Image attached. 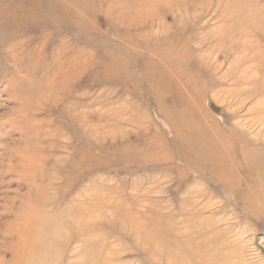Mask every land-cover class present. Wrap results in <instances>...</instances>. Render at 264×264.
I'll return each instance as SVG.
<instances>
[{
    "label": "rangeland",
    "instance_id": "1",
    "mask_svg": "<svg viewBox=\"0 0 264 264\" xmlns=\"http://www.w3.org/2000/svg\"><path fill=\"white\" fill-rule=\"evenodd\" d=\"M0 17V264L25 206L53 230L31 264H264V214L177 154L145 81L181 88V62L154 52L188 48L180 67L205 87L196 114L235 135L254 98H225L231 80L214 81L233 55L213 75L203 53L225 51L212 33H226L264 55V0H0Z\"/></svg>",
    "mask_w": 264,
    "mask_h": 264
},
{
    "label": "bare ground",
    "instance_id": "2",
    "mask_svg": "<svg viewBox=\"0 0 264 264\" xmlns=\"http://www.w3.org/2000/svg\"><path fill=\"white\" fill-rule=\"evenodd\" d=\"M259 9L261 10L260 6ZM260 10L257 11V14L260 13ZM3 15L5 17L8 16L6 13ZM256 30L262 33L264 31V22L260 23ZM220 32L219 30L218 33ZM211 33L202 41H210ZM212 36L214 42H220L224 38L232 41L230 44L225 45V51L219 50L216 44L205 50L203 56H208L215 62V66L212 68H208L205 65L206 70L210 74L214 75L220 70L223 62H218L220 56V60H224L227 56L233 55L224 74L216 79L214 83L231 80L234 87L232 89H223L222 93L225 98L228 96L230 99H234V102L238 101V99L248 101L254 98V102L247 111L249 112V117L242 120L237 119L234 122V130H237L235 135L224 133L216 127L212 119L206 118L205 115L199 114L198 116L196 114L197 109L195 108L203 100L205 87L197 81L196 74L199 70L192 72L180 67L181 63H183L182 61L189 57L188 48L182 49V52L180 51L181 49L178 50V54L174 51L172 53L158 50L154 52L155 56L163 60L175 59L181 62L173 64V66L177 67L176 70L180 74L179 77L181 76L185 80L181 83V88L176 87L174 91H168L166 76L160 74L152 75L146 73L145 81L153 91L155 89L154 96L161 108V117L170 123L173 131L172 141L177 149V154L186 158L190 167L197 174L208 173L224 189L238 194L243 207L253 216H258L264 214V155L259 154V151L264 149V67L262 65L264 55L254 52L253 56H249L250 49L247 48L246 51L241 47L238 49L235 45L237 41L226 33L222 35L212 33ZM237 109L239 108L237 107ZM199 113L202 112L200 111ZM246 126L251 131L246 130ZM39 208L37 205V209ZM19 211L21 216L15 215L13 224H11L13 227L16 224H20L22 227V230L15 228L17 229V236L21 237L16 245L17 248L14 251L11 263L31 264L35 260L39 262L41 258L44 260L49 244L47 239L53 236V230L51 231L46 226H41L39 222L43 219L47 220L48 216L37 214L36 210L34 211L31 206H25ZM13 232L15 233V230Z\"/></svg>",
    "mask_w": 264,
    "mask_h": 264
}]
</instances>
